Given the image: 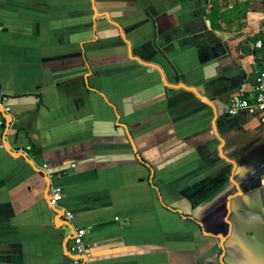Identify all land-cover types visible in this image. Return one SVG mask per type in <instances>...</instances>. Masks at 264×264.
I'll use <instances>...</instances> for the list:
<instances>
[{"label":"crops","instance_id":"crops-1","mask_svg":"<svg viewBox=\"0 0 264 264\" xmlns=\"http://www.w3.org/2000/svg\"><path fill=\"white\" fill-rule=\"evenodd\" d=\"M257 39L264 0H0V264H264Z\"/></svg>","mask_w":264,"mask_h":264},{"label":"built area","instance_id":"built-area-1","mask_svg":"<svg viewBox=\"0 0 264 264\" xmlns=\"http://www.w3.org/2000/svg\"><path fill=\"white\" fill-rule=\"evenodd\" d=\"M254 44L257 48L264 49V40L257 39L254 41ZM4 109V97L0 92V110L3 111ZM244 110L264 111V54L255 72L250 95H235L227 102L226 113L229 116H235ZM0 148H4L2 136H0ZM41 173L47 183L48 203L51 208L56 209L59 207L63 191L61 186L53 183V180L56 176L62 175L63 172L52 173L48 170L47 164H43ZM62 211L63 218L67 222H70L73 218V213L67 209H63ZM68 250L72 255H75V264H82L88 253L85 241V229L80 227L72 228V232L69 235Z\"/></svg>","mask_w":264,"mask_h":264},{"label":"water","instance_id":"water-1","mask_svg":"<svg viewBox=\"0 0 264 264\" xmlns=\"http://www.w3.org/2000/svg\"><path fill=\"white\" fill-rule=\"evenodd\" d=\"M7 118V117H6Z\"/></svg>","mask_w":264,"mask_h":264}]
</instances>
